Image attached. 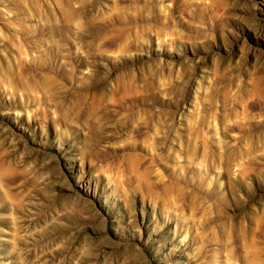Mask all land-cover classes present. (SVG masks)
Instances as JSON below:
<instances>
[{
	"label": "rangeland",
	"instance_id": "1",
	"mask_svg": "<svg viewBox=\"0 0 264 264\" xmlns=\"http://www.w3.org/2000/svg\"><path fill=\"white\" fill-rule=\"evenodd\" d=\"M0 264H264V0H0Z\"/></svg>",
	"mask_w": 264,
	"mask_h": 264
}]
</instances>
